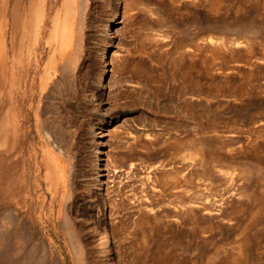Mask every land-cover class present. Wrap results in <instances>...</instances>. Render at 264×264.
Instances as JSON below:
<instances>
[{"label": "rangeland", "instance_id": "obj_1", "mask_svg": "<svg viewBox=\"0 0 264 264\" xmlns=\"http://www.w3.org/2000/svg\"><path fill=\"white\" fill-rule=\"evenodd\" d=\"M103 231L264 264V0H0V264H105Z\"/></svg>", "mask_w": 264, "mask_h": 264}, {"label": "bare ground", "instance_id": "obj_2", "mask_svg": "<svg viewBox=\"0 0 264 264\" xmlns=\"http://www.w3.org/2000/svg\"><path fill=\"white\" fill-rule=\"evenodd\" d=\"M156 172V171H155ZM10 198V197H9ZM11 199V198H10ZM13 201V200H12ZM11 203V202H10ZM11 206V205H10ZM6 207V206H5ZM13 209V208H12ZM15 212V211H14ZM16 213V212H15ZM6 215V214H5ZM6 216H8V221L10 222V223H13L14 222V216H13V214H12V210H8V214L6 215ZM5 216V217H6ZM21 218V217H20ZM17 221H19V220H17ZM20 223V222H19ZM32 224V223H31ZM30 224H28L27 226H29ZM15 228H17V227H15ZM29 228H30V226H29ZM13 229V228H12ZM27 229H28V227H27ZM32 230V229H31ZM19 231H21V229L19 230ZM34 231V230H33ZM8 232V231H7ZM28 233H29V231H27ZM9 233V232H8ZM23 233V232H22ZM34 233V232H33ZM19 234V233H18ZM25 234V233H24ZM23 235V234H22ZM20 236V235H19ZM23 237H25V236H23ZM22 240V239H21ZM33 240V239H32ZM20 241V240H19ZM28 241V240H27ZM99 242H98V250H99V252L101 253V257H102V261L106 264V263H110V264H114L113 263V261H112V259H111V257L109 256V253H108V251H109V238H108V236H107V234H106V232H101L100 233V237H99V240H98ZM21 243V242H20ZM13 247V246H12ZM18 248H20V247H18ZM17 248V249H18ZM30 248V247H29ZM75 248V247H74ZM11 249V248H10ZM16 248H15V250H17ZM28 249V248H27ZM31 249V248H30ZM9 251V250H8ZM21 250L19 249V252H20ZM23 251V250H22ZM18 252V253H19ZM24 252H26V251H24ZM32 252V251H31ZM7 253V252H6ZM17 253V252H16ZM32 254V253H31ZM34 254V253H33ZM32 254V255H33ZM20 255V254H19ZM22 255V254H21ZM26 255V254H25ZM30 255V254H29ZM35 256V255H34ZM11 257V256H10ZM24 257V256H23ZM6 258V257H5ZM19 258V257H18ZM13 259V258H12ZM17 259V258H16ZM21 259V258H20ZM34 259V258H33ZM7 260V259H6ZM15 260V259H14ZM10 261V260H9ZM36 262H38V261H36ZM7 263H9V262H7ZM39 263V262H38ZM10 264V263H9ZM24 264V263H23ZM48 264H49V262H48Z\"/></svg>", "mask_w": 264, "mask_h": 264}]
</instances>
